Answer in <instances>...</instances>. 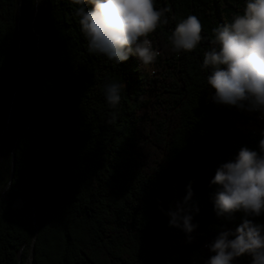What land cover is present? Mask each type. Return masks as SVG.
Wrapping results in <instances>:
<instances>
[{"label":"trees","instance_id":"1","mask_svg":"<svg viewBox=\"0 0 264 264\" xmlns=\"http://www.w3.org/2000/svg\"><path fill=\"white\" fill-rule=\"evenodd\" d=\"M156 3L170 9L169 24L149 35L160 55L146 70L134 56L118 64L90 54L71 0H0V126L12 108L16 157V199L0 194V264L30 255L32 264H191L196 253L207 263L221 231L245 218L264 224V214L218 217L212 200L220 165L242 147L259 151L264 132L256 114L213 101L202 68L212 29L243 14L246 0ZM188 15L204 40L173 54L168 36ZM112 82L125 85L118 109L105 99ZM189 184L199 209L191 239L166 214Z\"/></svg>","mask_w":264,"mask_h":264},{"label":"clouds","instance_id":"2","mask_svg":"<svg viewBox=\"0 0 264 264\" xmlns=\"http://www.w3.org/2000/svg\"><path fill=\"white\" fill-rule=\"evenodd\" d=\"M80 17L79 25L90 54H102L120 64L136 57L146 70L160 53L154 50L149 35L169 24L170 9L157 7L156 0H71ZM88 5L91 6L90 10ZM203 25L195 15L176 23L168 36L173 54L192 52L204 40ZM210 50L203 56L202 68L209 70L207 84L214 90L218 105L260 113L264 119V0H246L243 14H236L230 23L212 29ZM124 84L109 83L104 93L107 104L118 109ZM116 119L115 113L110 121ZM211 185L217 186L212 197L218 217L231 219L235 213L245 217L264 214V132L259 151L242 147L233 161L220 165ZM191 184L187 195L174 210L166 214L169 226L179 228L189 239L198 225L192 223ZM207 264H233L248 255L252 264H264V224L245 218L234 230L221 231L207 245Z\"/></svg>","mask_w":264,"mask_h":264},{"label":"rangeland","instance_id":"3","mask_svg":"<svg viewBox=\"0 0 264 264\" xmlns=\"http://www.w3.org/2000/svg\"><path fill=\"white\" fill-rule=\"evenodd\" d=\"M33 36L39 41V31L34 30ZM21 45V41L19 40ZM20 65V64H19ZM13 118L12 108H9L6 115L2 119L0 126V194L8 196L10 194L9 180L11 175L10 164L12 161L13 146L10 142V131ZM32 219L34 223L38 222V212L35 209ZM25 264H32V257Z\"/></svg>","mask_w":264,"mask_h":264},{"label":"water","instance_id":"4","mask_svg":"<svg viewBox=\"0 0 264 264\" xmlns=\"http://www.w3.org/2000/svg\"><path fill=\"white\" fill-rule=\"evenodd\" d=\"M39 2H40V0H38V3H39ZM38 47H39V44H38ZM15 95H16V92H15ZM15 95H14V97H15ZM37 105H38V99L36 98V106H35V108H34L32 114H31V116H30V118H29V120H28V123H27L26 129L23 131V133L21 134V136H23V135L25 134V132L29 129V127H30V125H31V123H32L33 117H34V115H35V112H36V110H37ZM21 136H20V137H21ZM15 160H16V157H15L14 149H13V151H12V162H11V176H10V180H9V187H12L13 178H14V175H15ZM3 196H4L7 200H9V199H16V198H12V197H10V196H5L4 194H3ZM22 203H23V202H22ZM24 214L26 215V212H25V211H24ZM19 261H20V263L22 262V253L19 254Z\"/></svg>","mask_w":264,"mask_h":264},{"label":"built area","instance_id":"5","mask_svg":"<svg viewBox=\"0 0 264 264\" xmlns=\"http://www.w3.org/2000/svg\"><path fill=\"white\" fill-rule=\"evenodd\" d=\"M251 113H254L256 114L259 118H261L260 116V113H257V112H251ZM205 248H207V246H205ZM201 260H202V254H194L193 257H192V261H191V264H207L206 262L204 263H201Z\"/></svg>","mask_w":264,"mask_h":264}]
</instances>
